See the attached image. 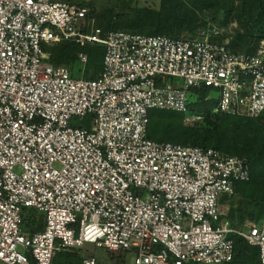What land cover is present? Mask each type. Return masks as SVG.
I'll return each instance as SVG.
<instances>
[{"label":"built area","instance_id":"obj_1","mask_svg":"<svg viewBox=\"0 0 264 264\" xmlns=\"http://www.w3.org/2000/svg\"><path fill=\"white\" fill-rule=\"evenodd\" d=\"M62 42L103 46L100 76L85 79V54L80 77L51 64L44 45ZM200 89L216 112L262 116L264 42L245 54L205 35H104L78 4L0 0V264H52L86 244L124 264H230L232 235L264 264V217L239 229L221 210L250 181L248 159L148 138L151 111L187 114ZM87 116L92 131L73 125ZM26 209L42 232L24 230Z\"/></svg>","mask_w":264,"mask_h":264},{"label":"trees","instance_id":"obj_2","mask_svg":"<svg viewBox=\"0 0 264 264\" xmlns=\"http://www.w3.org/2000/svg\"><path fill=\"white\" fill-rule=\"evenodd\" d=\"M61 1L89 8L95 26L104 35L123 32L170 39L188 34L195 38L205 35L213 42L227 43L232 52L245 54H256L264 42V0H161L159 9L133 7L128 0ZM44 49L50 55L51 64L67 67L72 73L81 64L79 55L86 53L84 77L90 80L97 79L104 67L105 48L100 45L81 47L62 42L46 45ZM82 72L79 69V74ZM210 93L209 89L193 90L187 114L151 111L148 138L160 143L215 149L224 155L248 159L252 174L250 181L237 187L235 197L239 195L241 199L234 202L233 198H224L221 209L223 213L228 212L232 224L240 229L246 222L255 223L264 217V114L248 118L216 112L218 101L209 99ZM190 118L196 121L186 123L185 119ZM44 227L43 214L33 209L24 211L26 232H42ZM231 239L235 248L230 264H260L258 248L237 235ZM81 250L62 251L52 264H83ZM111 257L115 264L125 263L118 252H112Z\"/></svg>","mask_w":264,"mask_h":264},{"label":"rangeland","instance_id":"obj_3","mask_svg":"<svg viewBox=\"0 0 264 264\" xmlns=\"http://www.w3.org/2000/svg\"><path fill=\"white\" fill-rule=\"evenodd\" d=\"M56 1L62 2L61 0H56ZM56 1H54V2H56ZM128 3L133 7H148V8L159 9L160 4H161V0H128ZM45 46L46 45H44V47ZM79 69L82 71L83 65H81V64L78 65V69H75V71L73 72V75L75 74V75L80 77L81 74H79ZM85 79H87V78H85ZM87 80H90V79H87ZM168 84L172 85L173 87H183L184 86V82L180 79H169ZM210 97L215 98L216 93L211 91ZM185 116H188V115H185ZM93 120L94 119L92 116H87L84 119L75 118L73 121V125L75 127H81V128L88 129V130L92 131L93 130ZM185 120H186L185 121L186 123H194L196 121V119H193V118L185 119ZM240 199H241V196L238 195L237 197H234L232 200H234V202H238ZM81 251H82L83 257L85 259H96L98 264H115L114 261L111 259L112 258L111 257L112 252L107 250V249L98 248V247H96V245H93V244H86L82 248ZM118 254H120L124 257L125 262L127 261L128 255L126 253H118ZM115 256H116V254H115Z\"/></svg>","mask_w":264,"mask_h":264}]
</instances>
